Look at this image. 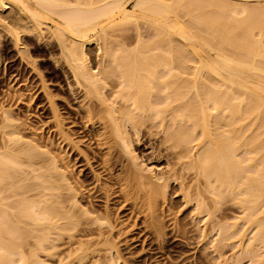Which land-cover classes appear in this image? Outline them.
Segmentation results:
<instances>
[{
    "label": "bare ground",
    "instance_id": "6f19581e",
    "mask_svg": "<svg viewBox=\"0 0 264 264\" xmlns=\"http://www.w3.org/2000/svg\"><path fill=\"white\" fill-rule=\"evenodd\" d=\"M128 1L0 0V50L13 39L26 63L32 57L27 41L36 51L58 49L57 60L70 71L83 102L86 99L85 111L78 116L89 122L88 136L99 141L98 146L113 147L111 159L132 179L121 193L108 184L95 187L90 181L99 177L89 160L90 170L76 177L70 169L76 165L71 162L76 152L63 158L44 149L42 137H25L23 123L5 110L0 121V264H45L41 254L60 257L64 245L69 250L60 264H88L89 256L101 252L115 264L121 255L118 243L130 239L117 230L114 216H127L129 210L142 216L143 206L150 219L143 222L145 228L157 238L147 242L159 241L162 251L171 244V237H165V218L172 215L175 203L163 205L169 188L194 216L208 217L209 234L218 227L213 259L226 256L224 247L235 245L233 238L245 233L215 217L225 199L239 190L233 200L244 218L256 224L241 252L251 258L264 253V0H209L219 9L207 0H195L199 8L191 4L194 0H171L176 5L180 1L179 8L170 0H134L132 7ZM205 2L215 9L208 21L216 26L199 35L200 17L208 18ZM182 4L188 8L185 12L192 10L187 14L200 9L193 13L200 12L194 16L200 21L195 20L198 29L195 22L196 29L192 25L196 31L191 24L184 26L177 11ZM93 44L98 48L95 55L89 50ZM55 117L57 131L50 138L68 147L73 132H62L59 114ZM144 132L159 139L156 155L167 162L166 170L145 174L136 162L129 135ZM93 159L108 168L109 158L99 154ZM83 161L75 159L77 165ZM193 174L195 181L199 177L195 184ZM110 177L119 182V177ZM131 190L142 193L131 200ZM115 197L125 200L117 214L108 202L99 204L100 198ZM184 226L177 219L171 232L177 236L186 231ZM97 258L92 264L104 262ZM146 258L139 261L148 262ZM223 259L226 264L229 258Z\"/></svg>",
    "mask_w": 264,
    "mask_h": 264
},
{
    "label": "rangeland",
    "instance_id": "374dc122",
    "mask_svg": "<svg viewBox=\"0 0 264 264\" xmlns=\"http://www.w3.org/2000/svg\"><path fill=\"white\" fill-rule=\"evenodd\" d=\"M173 1H171V2H173ZM198 1H201V0H198ZM204 1H206V0H204ZM175 2H173V4ZM207 2H209V0H207ZM207 2H205L206 4H204V6L210 7L207 4L210 3V5H211L212 4L211 1L209 3H207ZM177 3H178V5H176V3L174 5L178 6V7H175L173 5L175 8H179V4L181 2L178 1ZM182 3H185V2H182ZM127 4L129 5V7L130 6L132 7L134 4V0H132V1L130 0V2L128 1ZM186 4L189 7L191 4L192 5L195 4L194 6H197L196 4H198V3H197V1H195V3L191 1V4H190V2H189V4L188 3H186ZM180 6H181V4H180ZM182 6H183V8L181 7L180 9H182L183 11L179 10V9L177 11H180V15H182V20L184 22V26L191 24L190 29L196 31L195 30L196 27L194 24L195 23L197 24V22L199 23L200 21H198L197 19L194 18L195 15H193V13L198 12L195 10L197 8L194 7L195 11L193 10L192 13L189 12L190 14L189 13L187 14L188 11H192V10L187 11L188 8L184 7L185 4H182ZM201 6H203L202 3H201ZM174 7H173V11L175 10V12H176V9H174ZM212 7H217V5L215 6V4H213ZM184 8H187L186 9L187 12L184 11ZM200 8H202V7H200ZM190 9H191V7H190ZM207 9H209V10H207ZM207 9H206V13L208 15L210 13V11L213 10L214 8L213 9L207 8ZM197 10L200 11V9H197ZM201 10H203V9H201ZM173 11H172V13H173ZM175 12L173 14H175ZM204 12L205 11L203 10V13ZM197 14L199 15L200 12ZM197 14L195 17H197ZM207 15H206V18L207 17L208 18L206 21H204L205 15L200 17V18H202V21L199 24L201 26L199 27V31L197 30L199 35H204L210 26L209 22L211 21L212 17L210 15H208V16ZM238 16H240V18L243 20L245 19V17L241 14L240 15L238 14ZM238 16H237V19H238ZM190 17H191L192 22L189 19ZM225 18H226V16H225ZM208 19L210 21H208ZM199 20H201V19H199ZM229 20H233V19H229ZM243 20L242 21L240 20V21L243 22ZM185 21H186V23H185ZM225 21H227V20L225 19ZM187 22H188V24H187ZM204 22H205V25L207 27H205V25H202V23H204ZM212 23H214V22L212 21ZM140 24L143 25V22H141ZM192 25H193V27H195V29L192 27ZM211 26L214 27L216 25L213 24ZM186 27H187V29H189L188 26H186ZM197 29H198V24H197ZM209 30H211V29H209ZM133 41H134V39L132 38L131 42L133 43ZM26 44L29 46L30 53L32 55L31 58H28L30 60H26V63L23 62V60L19 57V53H18V51H19L18 47L19 46H17V44L15 43V41H13V39H9L7 48L2 47L0 50V121L4 120L3 119L4 111L10 110L9 112L12 115H14V117H16V115H17V119L20 120V121H18V123L19 122L23 123V128H22V126H20V127H21V131L23 130L24 133L23 132L22 133H23V135H25V137L27 135L37 137L38 139H40L42 137L41 141H43L42 145H44V146H42V147L44 149L50 148L52 151L54 150V152L55 151L58 152L62 157L64 156L65 158H67V156H71L70 153L76 152L75 153L76 155H74V158L76 159V161H77L78 157H82V159H84V161L81 163H78V165H77V162H75V159H73L71 162L76 164V165H74L70 162L72 165L75 166V167H71L70 169L73 170V168H74V171L72 173H74L76 175V177L81 176L83 171H89L90 170V169H87V167L89 168V165L87 164V161L89 160L90 162H92V165L95 166L94 167V169L96 170V171H94L95 176L99 177V180L96 179L97 181L96 180L90 181V182L94 181L93 185L95 184L97 186H101V185H107L108 184L114 191H117L116 193H121L122 191H126L127 184L130 181H132V179L130 177V174H128L126 172H122V165L119 162H115L114 161V160H116L115 158L111 159L113 154H112V156H110V152L114 151V148L111 147L109 149V146L107 147V145L104 147L100 146V145L98 146V143H100V142L94 141V139H91V137L88 136L89 130H90V128L88 127V125H90L89 122H87L86 118L82 119V118H79V116H78V115H80V111H83V112L85 111L84 107L82 106L83 105L82 103L86 102V99L83 102L84 96L82 94V91L78 90L79 88L75 84L73 77L71 76L70 71L67 69V67L65 65L64 66L61 65V63H62L61 59L57 60L58 58H60V51L58 49H54V51L48 52V51H46L48 49H45V48H44V51H41V50L36 51L34 48L35 44H33L32 42H29V41H27ZM38 44L41 45V43H39V41H38ZM1 46L2 45L0 44V47ZM97 49L98 48H97L96 44H93L89 47V50L94 55L98 51ZM78 111H79V113H78ZM56 114H59V116L61 117V118L59 117V119H60L59 122L61 123V127L63 128L62 129L63 131L62 130H60V131H62V132L70 131V133L73 132L71 134V137H72L70 139L71 142L68 141V142H70V145L68 144V147H67V145H65L66 142H62L63 144L59 145L58 142H60L61 140L60 141L57 140L56 141L57 143L55 142L56 143L55 144L53 142V140H51V138H50L51 137L50 135L55 134L54 132L57 129L56 128L57 126L54 125L57 123L56 120H57L58 115H57V117H55ZM100 126H99V128L101 131H103V132L109 131V129L105 130L103 128V126L102 127H100ZM61 127L60 128L58 127V129H61ZM64 129H66V130H64ZM2 130H3V128L2 129L0 128V133ZM64 133H66V132H64ZM108 133H106V134H108ZM28 137L31 138L30 136H27V138ZM48 137L50 138V140ZM129 137L131 139H133V143H134L133 155L138 156L136 162L139 163L140 165H142L143 168H145V171H143L145 174L158 172L159 170L160 171L166 170L167 162L160 161L156 155L158 153L156 151V148H155L156 144H157L156 142L159 141L157 136H154V135L149 136L144 132V136L142 135V133L139 135L132 133L129 135ZM52 142H53V145H52ZM101 142H103V141H101ZM71 146H73V147H71ZM66 147H67V149H66ZM40 149H42V148H40ZM66 154H68V155L66 156ZM99 154H102L103 158H107V159L109 158L108 161H105V163L107 162L106 166L108 168H105V166H102L101 163H99V162L96 163V159L95 160L93 159L94 156H98ZM105 154H106V156H105ZM127 157H129V156H127ZM110 159H111V161H110ZM112 162H113V164H112ZM112 174L114 176L119 177L118 183H115L114 180H110L111 179L110 176ZM193 176H192V178H194V179H192V183H194V182L196 183L197 179L199 180V177H196L197 179L195 181V176H197V175L193 174ZM106 181L108 183H106ZM109 182L112 185L109 184ZM201 185H202V183H200V186ZM238 191L239 190L236 189V190H234L232 195H230V196L228 195L229 197H227V199L229 202H227V199H225L226 202H225V204L222 205L223 206L222 209H220L218 212H216L217 214H215V215H217V216H215L216 220H220L221 223L222 222L226 223V224L235 223L237 225V226H233V227L231 226L230 229H235L236 227L237 228L242 227L244 229V232H245L241 238H239L238 236L233 238V240L231 242L232 243L237 242L235 245L234 244H228L227 246L224 247L225 248L224 252L226 253L225 254L226 256H223V257L229 258V259H227L226 264H259L257 261H260V262L263 261L264 262V253L262 254V256L251 258L248 253H245V252L242 253L241 252V250L243 248H245V244H247L252 233L254 232V227L256 224L252 223V222H248L244 218L246 216V214L243 213L242 208L234 202L235 200H233V197L235 194L238 193ZM129 192L130 193H129L128 197H131L130 198L131 200H133L134 198L136 199L138 197V195L142 193L141 191L135 193L133 190H131ZM167 192L168 193L165 195V202L166 203L164 202L163 205L164 206L167 205L169 207L171 204L175 203V206L171 210L172 215H170L169 217L167 216L165 218L166 224H167L166 230L168 233V235H166L165 237H171L170 238L171 244H168V246L165 249H163L162 251L159 248H157L159 241L153 240L154 244L149 243L150 241L147 242V239L151 238V237H152L151 239H157L154 236H152L153 234H151V236H150V231L148 230L149 228H147V227L145 228V223H143L144 221H147V222L150 221L149 217L147 215H145L147 212V206H143V209L146 211L144 212L145 214L143 213L142 216L139 215L138 213H136L135 211L131 212V210H129V211H126V212H129V214L127 216L123 217L122 216L123 213L119 214V215H115V214H117V209L119 208V205H120L121 201L123 200L121 197H115L114 199L111 198V201L110 200L106 201L104 198L103 199L100 198L101 201L99 202V204L105 205L108 202L109 205L113 208V210H115V214H114L115 216L114 217L117 218V222H116L117 230L120 229L121 231L125 232L124 236L128 235L127 240L130 239V240H128L130 242V244H126V242L129 243L128 241L124 242L125 244H123V242L118 243L117 247L120 250L121 255L115 264H225L226 260L224 261L223 257L218 258V259H213V256L217 255V253L216 252L214 253L213 251H214V248H215L214 246L216 243L214 241V239L216 237L217 238L219 237L218 234H216L218 227L216 226L214 228L215 231L212 230V232L209 234L210 229H208V228L210 225L208 223V217L207 218L204 217V218L200 219L199 216H194L193 212L189 211L190 208H188L187 210L185 209V206H184L185 204L183 203L180 196L175 198L174 197L175 192H173V190L171 188H169ZM123 201L125 202V200H123ZM212 203H213V198H212ZM177 219L179 220V223L185 224L184 227L186 230V231H184L185 234H184V232L179 231L177 234V236L179 235L178 237L176 235H173V232H171V231H173L172 227H174ZM216 220H214L213 223H215ZM142 223L144 226H142ZM204 228L208 229V231H206V233H208V235H206L205 238L203 237V235L206 233H204V232L202 233V229H204ZM25 247H26L25 249H27L29 246L28 247L25 246ZM68 250H69V248L67 247V245L60 246L59 253L62 252L60 254V257L63 256ZM160 251L162 253H160ZM258 252H262V250H259ZM102 253L103 252L100 253L101 256L98 254V256L100 258L103 257ZM42 254L40 257L41 258L43 257L42 259L46 258L45 264H60L59 263V260H60L59 256L55 255L56 257L55 256H51V257L49 256L48 257V255L46 256V254H43V256H42ZM207 254H209L208 257H205ZM98 256H97V253L95 254V256H89L90 259H89V257L87 258L89 261L88 264H92V262ZM93 257H95V258H93ZM99 257L97 259L101 260L102 262L104 261L102 264H114L113 261L111 260V258H109L108 256L105 258L103 257L101 259ZM142 257H144V258L147 257L146 259H148L150 257V259L148 260V262H145V263L140 262L139 260H141ZM260 257L263 259L261 260ZM41 258H39V259L41 260ZM90 260H92V261H90ZM64 261H67V260H64ZM222 261H224V262H222Z\"/></svg>",
    "mask_w": 264,
    "mask_h": 264
}]
</instances>
